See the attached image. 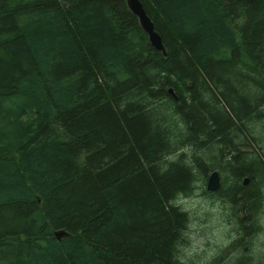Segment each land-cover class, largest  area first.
Returning <instances> with one entry per match:
<instances>
[{
  "label": "trees",
  "instance_id": "16d2710c",
  "mask_svg": "<svg viewBox=\"0 0 264 264\" xmlns=\"http://www.w3.org/2000/svg\"><path fill=\"white\" fill-rule=\"evenodd\" d=\"M141 2L165 55L126 0H0V264H254L264 0ZM198 192L235 225L208 263Z\"/></svg>",
  "mask_w": 264,
  "mask_h": 264
},
{
  "label": "rangeland",
  "instance_id": "374dc122",
  "mask_svg": "<svg viewBox=\"0 0 264 264\" xmlns=\"http://www.w3.org/2000/svg\"><path fill=\"white\" fill-rule=\"evenodd\" d=\"M201 197L198 192L181 200L182 205L186 209L192 210L196 217L188 229L186 252L187 255L198 256L204 263H208L225 251V246L236 234L228 204L221 205L218 202L204 201ZM240 213L242 215V212ZM261 220L259 231H256L251 237V242L247 244L248 249L246 250L250 252L251 256L255 254L254 264H256L255 260L258 264H264V218ZM242 257L232 260V264H245L246 260L241 259ZM227 263L228 259L221 264Z\"/></svg>",
  "mask_w": 264,
  "mask_h": 264
},
{
  "label": "water",
  "instance_id": "95a60500",
  "mask_svg": "<svg viewBox=\"0 0 264 264\" xmlns=\"http://www.w3.org/2000/svg\"><path fill=\"white\" fill-rule=\"evenodd\" d=\"M127 6L134 13L138 21L143 28V30L147 33L150 43L156 48L159 49L162 54H166V49L162 40L160 33L156 30L154 22L151 17L146 12L141 0H126ZM244 182H247V178H245ZM220 185V177L217 170H212L206 181V187L208 190H215ZM67 231L64 229H59L55 231V235L60 237L61 235H66Z\"/></svg>",
  "mask_w": 264,
  "mask_h": 264
},
{
  "label": "bare ground",
  "instance_id": "6f19581e",
  "mask_svg": "<svg viewBox=\"0 0 264 264\" xmlns=\"http://www.w3.org/2000/svg\"><path fill=\"white\" fill-rule=\"evenodd\" d=\"M134 14V13H133ZM140 24V23H139ZM141 26V25H140ZM143 29V28H142ZM147 34V33H146ZM147 37H148V35H147ZM148 40H149V38H148ZM150 42V41H149ZM151 44V43H150ZM152 45V44H151ZM153 46V45H152ZM154 47V46H153ZM155 48V47H154ZM159 50V49H158ZM245 180V179H244ZM244 180H243V182H244ZM207 190V189H206ZM208 191V190H207Z\"/></svg>",
  "mask_w": 264,
  "mask_h": 264
}]
</instances>
